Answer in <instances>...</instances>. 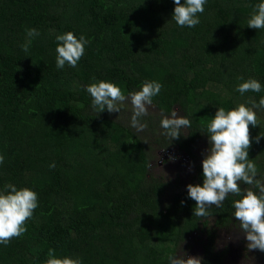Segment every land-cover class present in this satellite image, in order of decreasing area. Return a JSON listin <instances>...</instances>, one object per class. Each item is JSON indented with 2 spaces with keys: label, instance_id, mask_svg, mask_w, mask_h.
I'll use <instances>...</instances> for the list:
<instances>
[{
  "label": "trees",
  "instance_id": "16d2710c",
  "mask_svg": "<svg viewBox=\"0 0 264 264\" xmlns=\"http://www.w3.org/2000/svg\"><path fill=\"white\" fill-rule=\"evenodd\" d=\"M261 2L206 0L189 28L172 19L174 0H0V190L11 183L38 194L27 231L0 244V264H44L49 248L82 264H170L169 255L185 252L201 264H227L229 245L216 244L229 233L248 251L233 216L239 197L201 218L187 185L203 184L206 125L217 109L264 96L236 90L238 77L264 87V29L247 26ZM30 28L39 35L29 38ZM68 31L90 43L77 67L58 69L56 37ZM93 77L126 95L146 80L161 83L156 113L142 118L146 129L130 126L132 111L122 114L130 102L98 114L85 90ZM173 110L191 127L170 141L160 121ZM257 117L248 151L264 178V136L255 140L264 135V111ZM173 148L189 158L188 179L153 169L157 153ZM254 251L264 263V252Z\"/></svg>",
  "mask_w": 264,
  "mask_h": 264
},
{
  "label": "clouds",
  "instance_id": "9594fccd",
  "mask_svg": "<svg viewBox=\"0 0 264 264\" xmlns=\"http://www.w3.org/2000/svg\"><path fill=\"white\" fill-rule=\"evenodd\" d=\"M206 0H174L172 19L180 27L193 28L200 23L199 15L204 12ZM247 26L254 29H264V2L255 5ZM39 35L36 28L27 30V36L33 38ZM56 67L63 69L67 64L77 67L78 62L85 54V46L90 43L83 34L77 37L72 31L57 35ZM31 39L22 45L25 52L29 50ZM240 83L236 90L243 96L246 92L260 93L264 91L261 83L249 77ZM162 84L156 80H146L139 91H132L127 95L119 85L110 80H96L86 87L92 97V107L99 113L105 109L109 113L120 112L121 107L130 102L132 116L130 126L137 132L147 127L142 118L147 116L148 106L153 97L160 93ZM264 111V96L257 102L249 97L246 102L236 107L225 109L219 107L211 121L206 125L209 137V148L202 160L203 184H188V196L196 203L193 215L206 218L210 215L209 209L213 206L222 208L228 197L239 199L232 201L233 216L239 221L242 234L247 241L248 250L264 252V178L259 177V169L253 159L249 158V148L252 137L249 125L258 124L257 113ZM164 135L170 141L179 139L182 129L190 128L191 121L185 115H178L173 110L170 115L163 116L160 121ZM259 134L255 140L259 143ZM5 156L0 154V164ZM174 159V157H169ZM55 168V163L49 165ZM243 182L247 187L241 188ZM183 203V202H182ZM38 207V194L28 187L17 188L8 183L0 190V244L7 246L13 238L22 236L26 231V221ZM47 260L44 264H82L77 255L59 257L54 248H49ZM170 264H201L203 257L188 255H169ZM263 262H261L262 264Z\"/></svg>",
  "mask_w": 264,
  "mask_h": 264
},
{
  "label": "rangeland",
  "instance_id": "374dc122",
  "mask_svg": "<svg viewBox=\"0 0 264 264\" xmlns=\"http://www.w3.org/2000/svg\"><path fill=\"white\" fill-rule=\"evenodd\" d=\"M125 109V108H124ZM122 110V114H125V112L132 111V105L127 104V110ZM157 107L154 104H151L148 106V115H152L153 113H156ZM178 115H181L180 111H177ZM178 155L176 149H170L168 151H162L160 153H157V165L153 166V169L155 170L156 174L162 175L166 173L169 176H176V174L181 173L183 177L186 179L189 178V171L191 170V165L189 164L187 166H182L183 164L189 163V158L186 157L187 160ZM174 157V159H169V157ZM163 160L168 161L167 163L163 162ZM183 161H187L186 163ZM193 243V242H192ZM224 243H226L228 246V252L225 254V261L227 264H261L257 259L256 256H258L257 252L255 254L254 250H246L245 245L238 244L234 238L232 237V234H227L226 236L222 235L221 238L217 240L216 248L217 250H223L224 249ZM194 245V243H193ZM195 253H201L200 252V244L197 246L194 245ZM241 252V253H240ZM242 255V257L239 255ZM243 256H246L243 258Z\"/></svg>",
  "mask_w": 264,
  "mask_h": 264
},
{
  "label": "flooded vegetation",
  "instance_id": "af4514ba",
  "mask_svg": "<svg viewBox=\"0 0 264 264\" xmlns=\"http://www.w3.org/2000/svg\"><path fill=\"white\" fill-rule=\"evenodd\" d=\"M244 257H246V256H243V258H244ZM262 264H264V263H262Z\"/></svg>",
  "mask_w": 264,
  "mask_h": 264
}]
</instances>
